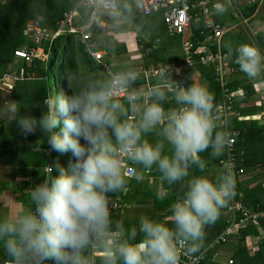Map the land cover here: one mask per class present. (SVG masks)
I'll list each match as a JSON object with an SVG mask.
<instances>
[{"label": "clouds", "instance_id": "clouds-1", "mask_svg": "<svg viewBox=\"0 0 264 264\" xmlns=\"http://www.w3.org/2000/svg\"><path fill=\"white\" fill-rule=\"evenodd\" d=\"M144 6L145 0H78L76 10L90 26L119 32L129 24L142 30L144 21H136ZM95 46L90 43L86 50ZM225 47L249 79L264 75L259 49ZM141 75L128 65L108 66L96 76L67 74L72 94L46 97L47 110L39 119L21 115L15 101L0 106L25 138L39 130L51 151H71L76 158L70 175L55 165L59 175L31 189L28 208L0 218L6 264H181L182 251L201 250L205 228L235 195L233 165L222 161L215 180L188 179L189 173L193 167L206 171L208 161L201 154L209 149L210 159L224 156L230 135L220 127L214 94L205 86L169 82L164 70L154 83L137 87ZM166 103L174 106L165 109ZM125 165L133 167L131 177ZM153 171L169 186L186 181L183 196L170 205L173 226L146 216L130 229L113 221L109 194L126 190L129 179L143 182Z\"/></svg>", "mask_w": 264, "mask_h": 264}, {"label": "trees", "instance_id": "trees-1", "mask_svg": "<svg viewBox=\"0 0 264 264\" xmlns=\"http://www.w3.org/2000/svg\"><path fill=\"white\" fill-rule=\"evenodd\" d=\"M23 2H27L33 6L36 5L37 8H34L35 10H32V13L28 16H25L22 12ZM257 2L258 0L249 7L248 13H245V16L250 15L254 11ZM77 3L78 0H13L8 3L0 1V79L13 72L22 73L23 78L14 82L9 95L10 101H15L19 105L21 115H31L39 119L42 113L47 110L44 104L46 97L49 95L54 96L61 92L65 95H71L72 90L66 80L67 74L78 72L84 75L96 76L104 71L99 63L89 57L78 40L70 35L59 37L52 42L43 41L41 43V46L37 49L48 55L45 61L34 60L31 63H27L17 61L14 57L13 51L23 45V36L27 24L38 14H43L45 24L49 29L52 28L53 30L56 27V22L61 19L62 14L70 11ZM156 15H160V20L163 22L162 13L150 16L142 15V18L145 19L143 29L150 32V41L148 43L141 37H137L142 62L130 65L118 63L113 66L114 68L124 65L149 68L150 65H165L172 61V57H167L166 55L167 52H170L168 45L162 41L160 44H156L154 41L158 37ZM191 29L194 35H191L189 40L194 44V57L197 58L199 55L206 53L208 47L202 46V43L208 34L207 31H204L201 23H193ZM201 31H204L203 35L200 34ZM92 41L99 43L107 51V54H112L114 51L125 52L124 45L111 37H93ZM210 50L215 52L216 47L211 46ZM104 61L109 64L107 59ZM196 73L200 77V83L204 84L214 94L215 105L217 107L222 102L223 93L221 85L217 81L218 77L215 67L196 64L193 68L184 72L182 78L183 85L196 84L192 80V76ZM156 78H150L148 84L154 83ZM225 83L227 91H236V86L230 84L228 81ZM145 84L144 76L141 75V80L136 86ZM244 90L247 97L253 94V91L249 87H244ZM1 98L0 95V100ZM173 106L174 104L168 103L164 105L165 109ZM232 107L234 110V105ZM220 127L227 132H238L235 140V152L237 158L241 159V166L245 173L259 168L264 169V128L258 127L255 121H237L236 117L227 122L226 127ZM149 139L152 140L153 137L150 136ZM81 143H84V141L81 140ZM210 151L209 149L207 152L201 154L202 158L208 161L206 171L201 173L193 167L190 170L193 172L192 177L205 175L208 169L220 167L219 161L225 155L216 159H210ZM62 154L50 150L46 142V135L44 136L39 130L36 135H29L25 138L14 122L9 124L7 120H3L0 117V164L9 165L15 170L31 172V179L28 183L16 184L20 190L23 204H29L28 194L35 185L43 183L51 175H59L55 165L59 164L64 169ZM68 156L71 165H73L76 162V158L71 151H68ZM47 166L53 167V172H50L48 175L44 171ZM68 174L70 175L71 172ZM152 175L160 177V174L155 171ZM263 177L264 173L261 175V178ZM209 179L215 180L213 177ZM130 181L127 187L129 191L125 195H122V200L126 201L127 196H133L132 198L135 199H138V195L146 197L144 191H135V180L131 179ZM243 185L244 183H236L237 190L242 193L243 197L241 199L245 206L252 207L251 209L254 211L264 210V183L258 182L251 187H243ZM184 187L185 183L178 184V192H176V188L171 189L170 193L172 197L169 196L166 199H157L154 196L155 202L159 201V207L165 208L167 214L170 216V205L183 196L185 192ZM122 192L118 191L114 194H109V197L121 199L120 194ZM117 216H112V220L118 221ZM168 226L172 227L173 225L170 222ZM225 227L226 220L220 216L215 223L207 226L205 228L204 244L200 251L204 250L206 246L214 241L223 232ZM260 235L263 238L258 245V249L251 253L247 240L249 237H258ZM215 251H220L221 258L225 255L228 260L231 259L232 264H264V218L244 225L235 236L229 237L226 243L208 250L201 264H226L221 262L219 258L214 257ZM43 264H54V261L45 260Z\"/></svg>", "mask_w": 264, "mask_h": 264}, {"label": "crops", "instance_id": "crops-1", "mask_svg": "<svg viewBox=\"0 0 264 264\" xmlns=\"http://www.w3.org/2000/svg\"><path fill=\"white\" fill-rule=\"evenodd\" d=\"M8 1L9 0L2 1V3H6ZM255 2L256 0H238V4L234 6H230V5H227L224 0H210V2L208 3V8L212 14L211 18L217 24L222 26V29H223V35L219 41V48H220L221 54L223 55L224 64H225V66L223 67L224 78L226 80L225 82L228 81L230 84L236 86L237 88L236 91L230 92L231 94L234 95L232 98L234 110H233V114L229 118V121H231L233 118L236 117L237 121H255L258 127L264 128V75H262L260 78H257V79H249L244 73L240 71L239 65L236 64L235 62V59H236L235 55L229 56L227 54V48L225 47V45L231 44L233 49H235L241 44H248V45H251L259 49V51L262 54H264V0H258L254 11L250 15L245 16V13H248L249 7ZM221 6L227 7V11L225 12L226 15H224L222 18L220 15L221 12L219 11ZM195 11L196 9L194 10V12ZM38 15H43V14H38ZM193 23L194 24L201 23L204 27L202 20H200L199 22H192L191 25ZM93 26L91 27V29L93 28ZM106 28L108 27H105L104 30ZM91 29H90V33L92 35V39L93 37L100 38L98 36H95L93 33L94 31H91ZM133 31L136 33L135 34L136 39L139 36L143 40H145V42L147 43L150 41L149 30H145L142 28V30H139L137 32L135 28L133 27ZM140 31L145 32V36H141ZM204 31L206 30L204 29ZM190 32H191V35H194L192 32L191 26H190ZM117 34H118L117 38L120 41H117L115 39L114 40L117 42H121L120 44H123V45L125 44L124 47L126 46L127 50L130 51L131 46H132L131 37H129L128 35H124L125 34L124 31H119L117 32ZM191 35L189 33L187 34V36L182 38L180 36H171L168 33V36L170 38L175 37L179 39V45L177 46L178 49L176 53H173L170 56H167V57H172V61H170L168 64H165V65H177L183 62L184 60L183 49H184L186 42H192L189 40V37ZM104 38H108V37H104ZM154 41L156 44L161 43V39L159 37H157ZM137 42H138V39H137ZM95 44H96L97 49L104 51L105 53L104 60H106L107 58H106L105 49H103V47L100 46L99 43H95ZM202 46L208 47V49L210 50V47L216 46V43H214L212 40L207 41L205 39L202 43ZM107 60L109 61V59ZM111 65H114V64L111 62ZM161 65L162 64H159L157 66H161ZM157 66L150 65V67H157ZM192 80L197 85H202L200 83V77L197 73L192 76ZM7 83L9 85L0 84V95L2 97L0 100V106H2L6 100L10 101L9 99L10 87L9 86L11 85V89H12L14 83L12 81H8ZM244 87H249L253 91V94L250 97L245 96ZM0 117L3 120H7L4 117L2 111H0ZM214 168H216L217 170L216 171L212 170ZM214 168L208 169L205 176H207L208 178H212V177L215 178L222 170L221 166L214 167ZM45 169L44 171L46 175H48L49 173H47ZM153 173L154 171L151 174H149L143 182L138 183L135 180V184H134L135 191L136 190L144 191L146 193V197L144 195L143 196L138 195V199H135V198H132L133 196L132 197L127 196V200L124 201L122 200V195H125L127 191H129L128 189L126 190L125 193L122 192L120 194L121 199L116 198V197H109L110 199H112V201L117 202L121 206V210L112 214V216H115V215L117 216V214H119L117 216V219L118 221L123 222L126 229H130L131 227H134V226L138 227L139 220L142 216H146L157 222L165 223L167 224V226H168V223H170L171 221V215L169 216L167 214V210L165 208L159 207V201L155 202V197L157 199L159 198L166 199L169 196L172 197L170 193L171 189L176 188V192H178L177 185L186 183V181L179 182L172 186H169L166 182H163L160 179V177L153 176L152 175ZM263 173H264V169L259 168V169L250 171L249 173L244 172L242 176H235V192L239 193L242 196V193L238 191L236 188L237 182L244 183L243 187H251L253 185H256L258 182L264 183V177L261 178V175ZM30 179H31L30 171L15 170L9 165L0 164V218L13 217L30 206L29 204L25 205L22 203L20 190L16 186V184L19 185V183L20 184L28 183ZM183 189L184 191L186 190L185 187ZM240 200L243 203V200L242 199ZM229 203L230 201L228 202V204ZM225 207H223L220 210L219 216L226 220L227 214L224 211ZM246 207L249 209L252 208L248 206ZM261 238H262V235L258 237L248 238L249 241L247 240V244H248V247L251 253H253L254 251L258 249V245L262 240ZM138 240H139V237H138ZM219 259L223 263H226V261H228L225 255L223 256V258H219ZM7 260H8V257L2 245H0V264H6Z\"/></svg>", "mask_w": 264, "mask_h": 264}, {"label": "built area", "instance_id": "built-area-1", "mask_svg": "<svg viewBox=\"0 0 264 264\" xmlns=\"http://www.w3.org/2000/svg\"><path fill=\"white\" fill-rule=\"evenodd\" d=\"M227 5L234 6L238 4V0H224ZM210 0H145V6L139 12L143 16H150L156 13H162L163 22L166 29L171 36H180L184 38L190 33V26L192 22H199L202 20L204 29L208 35L205 37L207 41L212 40L216 43L215 52L210 51L208 48L205 54L199 55L197 58L194 57L192 42H186L183 53L184 60L182 63L177 65H161L157 67H139L141 74L144 76L146 81L145 88L148 86V80L153 77H158L164 70L168 71L167 79L169 82L177 81L183 84L182 78L184 72L188 69L193 68L196 64L202 66L215 67L217 72V81L220 83L223 93L222 102L216 107V111L221 118L220 126H227L229 117L233 114V94H231L225 88V78L223 67L224 59L219 48V41L223 35L222 26L217 24L211 18V12L208 8ZM77 5V4H76ZM76 5L67 12L62 14L59 21L56 22V27L53 30H48L42 26L44 21L43 15H37L31 22L26 26V33H31V42L26 46L25 49H16L13 51L14 57L18 61L31 63L34 60L45 61L47 54L37 49L41 46L43 41L52 42L53 40L70 35L74 37L84 47L85 52L94 61L99 63L104 71L110 66L104 61L105 53L102 50L96 48L92 50H86V45L94 43L92 41V35L90 29L93 25H89L88 18L76 10ZM196 11L194 12V10ZM137 32L139 30L135 29ZM203 31L200 32L203 35ZM204 39V40H205ZM96 45V44H95ZM176 70H179L177 74ZM23 78L22 73L13 72L9 75H5L0 79V84L7 85L8 81L16 82ZM7 81V82H6ZM9 85V84H8ZM140 86V85H139ZM137 86V87H139ZM11 87V85L9 86ZM230 135V146L225 152V156L219 161V165L223 168L222 161L230 160L233 165L234 178L235 176H242L244 170L241 166V159L237 158L235 152V140L238 132H228ZM49 153V151H48ZM127 168V174L129 177L133 174V167L125 165ZM46 172L50 173V167H46ZM131 180V179H129ZM242 196L235 192V195L231 198L230 203L224 208L227 214L226 227L223 232L217 236L204 250L194 254L181 253V264H201L206 256V252L214 247L220 246L227 242L229 237H232L246 224L251 222H257L259 219L264 218V210L254 211L247 208L240 200ZM110 211L112 214L121 210V206L110 199ZM215 258H221L220 251H215ZM226 264H232V260L226 261Z\"/></svg>", "mask_w": 264, "mask_h": 264}, {"label": "rangeland", "instance_id": "rangeland-1", "mask_svg": "<svg viewBox=\"0 0 264 264\" xmlns=\"http://www.w3.org/2000/svg\"><path fill=\"white\" fill-rule=\"evenodd\" d=\"M1 2L2 1H7V0H0ZM13 0H9L8 2H11ZM6 2V3H8ZM34 8H37L36 5L33 6V5H29L27 2H23L22 3V9H23V15L25 16H28L30 13H32V10H35ZM79 12V15L81 16L83 14V11H78ZM221 18L226 15V13H221ZM143 16L140 14V13H137V21L136 22H140V20L142 19L143 21H145L144 18H142ZM157 17V36L161 39L162 42L166 43L169 47V51L170 52H167L166 55L167 56H170L171 54L173 53H176L177 52V46L179 45V39L178 38H170L168 36V33H167V30H166V26L164 24V22H162V20H160L161 16L160 15H156ZM45 21V20H44ZM42 26L47 28L48 30H52V29H49L48 26L45 24V22L42 23ZM91 31H94V35L95 36H98L100 38H104V37H112L113 39L117 40V41H120L117 37V32L116 31H113L111 28H106L105 30L104 29H98L96 28L95 26H93V28L91 29ZM125 32L124 35H128L129 37H131L132 41H131V49L130 51L127 50V47L125 48V52L123 53V51H114L112 52V54H107V51H106V58L109 59V65L110 66H115L116 64L118 63H121V64H140L142 62V55L140 54V46L137 42V39H136V36H135V32L133 31V25L132 24H129L127 25L126 29L123 30ZM140 34L141 36H145V32L143 31H140ZM135 36V37H134ZM24 42H23V45H21L19 48L20 49H25L26 46L31 42V38H32V34L31 33H24ZM118 43H121V42H118ZM135 43V44H134ZM125 45V44H124ZM111 62L114 64V65H111ZM14 83V82H13ZM11 90V87L10 89ZM154 140V137L153 139ZM166 154H167V150H166ZM62 160H63V163H64V170L67 171L68 173L71 172V162H70V158L68 156V151L67 152H64L62 154ZM214 171H216L217 169L214 168L212 169ZM192 174L193 172L190 171L189 173V179L192 177ZM131 182V181H129ZM143 184V183H142ZM127 190V189H126ZM126 190H122L124 193L126 192ZM236 234H234L233 236H235ZM263 238V236H262ZM261 238V239H262ZM249 241V239H248Z\"/></svg>", "mask_w": 264, "mask_h": 264}]
</instances>
